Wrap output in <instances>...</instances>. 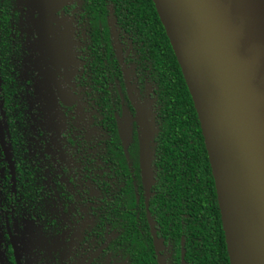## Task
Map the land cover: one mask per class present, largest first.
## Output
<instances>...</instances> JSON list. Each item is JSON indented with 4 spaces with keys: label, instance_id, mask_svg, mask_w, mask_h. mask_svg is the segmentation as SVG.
I'll use <instances>...</instances> for the list:
<instances>
[{
    "label": "flooded vegetation",
    "instance_id": "obj_1",
    "mask_svg": "<svg viewBox=\"0 0 264 264\" xmlns=\"http://www.w3.org/2000/svg\"><path fill=\"white\" fill-rule=\"evenodd\" d=\"M119 1L0 0V264H186L160 32Z\"/></svg>",
    "mask_w": 264,
    "mask_h": 264
},
{
    "label": "water",
    "instance_id": "obj_2",
    "mask_svg": "<svg viewBox=\"0 0 264 264\" xmlns=\"http://www.w3.org/2000/svg\"><path fill=\"white\" fill-rule=\"evenodd\" d=\"M151 1L197 115L229 264H264V0Z\"/></svg>",
    "mask_w": 264,
    "mask_h": 264
},
{
    "label": "trees",
    "instance_id": "obj_3",
    "mask_svg": "<svg viewBox=\"0 0 264 264\" xmlns=\"http://www.w3.org/2000/svg\"><path fill=\"white\" fill-rule=\"evenodd\" d=\"M85 1L91 5L93 0ZM116 11L121 17L133 18V22L138 25L141 32L144 31L146 34L156 30L160 32L163 50L158 51V48L154 47L153 53L161 52L165 59L158 61L156 54L155 61L161 64L166 60L169 68L168 78L167 76L158 78L161 89L158 98L163 102L160 110L162 125L160 141L166 142L162 150L169 148L168 151L172 156V169L169 173L171 193H174L172 197L175 195L178 201L180 193L185 195L187 226L189 225L191 234L194 229L197 230L194 236L186 234L188 240L190 237L193 238L187 243L185 262L186 264H229L213 179L197 115L153 3L151 0H120L116 4ZM100 13H105L104 7L101 8ZM93 16L94 20L99 17L96 7L89 11L88 19L92 22H94ZM195 244L200 246L196 248Z\"/></svg>",
    "mask_w": 264,
    "mask_h": 264
}]
</instances>
